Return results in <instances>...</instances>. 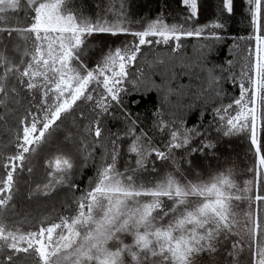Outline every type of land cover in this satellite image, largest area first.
Returning <instances> with one entry per match:
<instances>
[{
    "label": "snow or ice",
    "instance_id": "obj_1",
    "mask_svg": "<svg viewBox=\"0 0 264 264\" xmlns=\"http://www.w3.org/2000/svg\"><path fill=\"white\" fill-rule=\"evenodd\" d=\"M178 3L134 18L128 0H105L92 14L78 0H0V129L9 137L0 149V264H264V0H239L249 30L233 37V48L247 42L239 72L208 58L237 0H219L204 24L200 0ZM98 35L111 39L92 44ZM189 37L209 42L198 61L158 54L178 55ZM188 89L191 102L166 113L169 97ZM153 90L162 104L145 124L126 97ZM109 118L123 129H109ZM213 134L244 144L242 172L219 165ZM58 141L69 151L45 161L44 182L27 198L71 195L61 211L21 216L20 177L31 179V158ZM73 153L91 162L83 187ZM195 155L218 163L200 170Z\"/></svg>",
    "mask_w": 264,
    "mask_h": 264
},
{
    "label": "trees",
    "instance_id": "obj_2",
    "mask_svg": "<svg viewBox=\"0 0 264 264\" xmlns=\"http://www.w3.org/2000/svg\"><path fill=\"white\" fill-rule=\"evenodd\" d=\"M219 0H200V15L197 24H204L216 19L217 5ZM78 4L84 9L86 13L92 14L100 9L96 5H100L103 8L105 0H78ZM129 11L134 18L139 17H148L154 18L162 11L165 13L173 12L174 10L181 7L178 0H128ZM23 20V15L19 17ZM225 23V29L223 35L226 39L222 43H216L212 48L211 55L208 57L213 63L218 65L227 66L226 62L228 60L233 61V71L239 72L240 66L243 63V57L246 54V41L236 40L235 43L239 44V48H233L234 40L233 37L245 36L248 34L247 23L244 17L240 13V4L237 0V12L236 15L232 17H224L223 21ZM108 36L98 35L92 40V44L100 45L101 42L110 40ZM209 43L202 39L196 37L185 38L183 47L180 50L179 54H173L166 49H160L159 55L163 56L165 59L169 57H174V62L179 64L180 61L185 63H191L198 61V59L204 55L201 48L204 44ZM176 71H180L177 67ZM154 80L157 83L160 82L159 76H153ZM178 82L183 85H189V77L180 76ZM177 82L174 81L175 86ZM194 83V80L191 81ZM225 88L228 92H233V88L230 84L225 83ZM195 89H188V95L180 97L178 95H172L169 97V101L164 105L165 112H171L183 102L186 107L191 102V92ZM238 94V93H237ZM132 100L137 101V103H131ZM126 101L129 102L130 111L134 114H138L141 120L148 124L150 123L153 113L157 108L161 107L162 98L161 94L157 91H141L139 93H134L129 97H126ZM81 108H85L84 105H81ZM87 112V109L85 108ZM116 116H119L120 113L117 111ZM167 118V117H166ZM71 117L66 121L71 122ZM209 116H205V124ZM9 126L13 125L11 118H8ZM199 120V108L194 109L188 113L187 123L189 126L197 124ZM65 122V123H66ZM107 127L112 131H117L118 129H123V124L119 120L111 119L105 121ZM8 134L0 129V149H2L3 144L8 140ZM213 138L216 139L217 147L215 149V154L219 158V165L225 167L228 165L235 164L237 173L242 172L245 167V158H244V144L236 138ZM63 150L68 152L69 150L64 148L63 145L57 142L55 146L48 147L45 146L40 149L39 153L35 155L29 161L28 166L33 168L32 178L29 179V174L25 172L19 180V192L15 196V211L20 213L21 216L27 215L29 218L38 220L43 214L51 213L53 207L57 211H61L60 205L69 197L71 194L65 189L54 193L52 196L46 200H29L28 193L35 186L34 182L43 183L46 175L45 161L53 159L58 155V151ZM73 158L76 159L77 165L80 167V171L75 175V179L80 182L81 187L84 186V183L87 180V177L93 175L91 162H89L88 167H83V162L73 153ZM193 164L200 170H206L209 164L215 167L218 163L215 159H206L204 156L195 155L192 157ZM83 178V179H81ZM247 178L244 175H238L237 180L242 181ZM11 214V211L10 213Z\"/></svg>",
    "mask_w": 264,
    "mask_h": 264
},
{
    "label": "rangeland",
    "instance_id": "obj_3",
    "mask_svg": "<svg viewBox=\"0 0 264 264\" xmlns=\"http://www.w3.org/2000/svg\"><path fill=\"white\" fill-rule=\"evenodd\" d=\"M194 83H196L195 80H194ZM69 121H70V120H69ZM69 121L65 123V127H68V126L71 124V122H69Z\"/></svg>",
    "mask_w": 264,
    "mask_h": 264
}]
</instances>
